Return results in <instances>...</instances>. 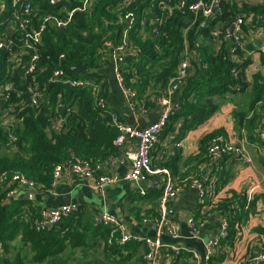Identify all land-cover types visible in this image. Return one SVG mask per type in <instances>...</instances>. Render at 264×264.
Masks as SVG:
<instances>
[{
	"label": "trees",
	"instance_id": "obj_1",
	"mask_svg": "<svg viewBox=\"0 0 264 264\" xmlns=\"http://www.w3.org/2000/svg\"><path fill=\"white\" fill-rule=\"evenodd\" d=\"M6 1L10 4L12 0ZM119 2L120 0H96L90 14L77 12L66 27H50L44 34L41 48L42 59H57L59 55L64 54L62 67L70 77L90 78L95 79L98 84L102 83V95L107 99L109 87L105 81L104 68L110 63L107 57L110 48L104 43L110 39L114 43H121L124 40L126 25L120 22L119 14L122 13L126 17L131 10L137 11V6L143 4L139 2L133 8H128L122 7ZM48 4L47 0L42 1L43 8L55 12L62 7L72 9L81 2L63 0L57 7ZM11 9L9 6L7 13ZM245 10L264 12V3L259 6H247ZM235 12H238L236 7L231 6L230 13ZM230 13L226 12V16L229 17ZM106 20L110 21L108 26L105 24ZM189 22L188 14L175 12L163 26L162 35L155 39H143L131 27L133 29L128 30L131 43L129 48L137 47L141 52L138 57L128 55L123 62L125 84L137 91L136 105L148 108L154 106L156 99L165 95L170 80L177 73L185 44H188L192 54L188 75L178 90L180 98L175 111L162 131L164 136H173L175 142L182 140L188 132L212 117L229 93L242 92L251 86L246 78V68L251 59L245 58L244 53L239 50L237 54L241 60L235 61L229 55L225 44L220 51L217 50L211 34L212 25L202 33L191 29L185 34ZM3 29L4 26H0V31ZM10 52V49L0 51V85L9 82L7 65L10 63ZM261 60L264 64V56ZM83 65L87 66L85 72L74 71V67ZM55 67L57 64L50 65L47 75L39 76L40 83L47 86L48 100L38 108L27 104V83L20 76V72L15 71V86L10 90L8 103L14 105L21 99H25V102L23 105L20 103L17 108L14 107L20 118V123L14 130L17 136L14 146L7 144L9 131L0 124V173H23L34 180L40 190L52 188L56 166L86 159L94 166L101 165L98 172L103 173L102 163L119 150L115 145L119 132L112 125L106 109L97 104L93 87H72L69 84L47 82L45 77L49 76ZM19 91L21 96L18 95ZM260 100H264V77L258 73L254 80L251 108ZM59 103L63 108H58ZM108 108L116 110L111 105H108ZM58 115L66 117L64 125L60 131H51V120ZM255 119L254 116L252 120ZM243 120H246L245 116H242L241 123ZM221 132L222 130H215L201 139V162H212L208 156V142L216 135H224L220 134ZM181 160V152L175 150L163 160L162 165L171 171L174 179H178L179 175L177 181L185 187L191 185L194 178H199L205 183L214 180V193L209 199L208 210H219L229 220L228 235L221 240L219 249L209 257L208 264H247L254 256L255 248L260 244L264 248L263 227L257 228L260 236L248 242L247 255L232 257L231 253L239 243L242 223L256 211V200L248 201L244 194L234 191L227 197L220 196L231 176L226 168H203L197 171L195 177H190L189 172L180 175ZM6 193L5 186L0 183V241L6 246L5 252L0 255V264H68L72 258L76 259L78 252L84 254V261L78 259L79 264H144L147 248L143 240L133 239L123 245L117 243L115 238L110 237L111 228L104 224H95L82 208L53 228L38 231L33 221L39 215L41 207H33L31 199L26 198L25 194L7 203ZM161 195L162 191L152 188L146 195L141 196V200H149L152 205L151 209L147 210L146 217L158 214ZM195 216L201 217L202 209L198 210ZM17 240L20 241V249L17 251L20 256L10 255L12 243ZM100 249L102 257L90 255L85 260L90 251ZM23 250H26V254L22 253ZM183 253L181 251L174 258V262L177 263L183 258L185 264H192Z\"/></svg>",
	"mask_w": 264,
	"mask_h": 264
},
{
	"label": "built area",
	"instance_id": "obj_2",
	"mask_svg": "<svg viewBox=\"0 0 264 264\" xmlns=\"http://www.w3.org/2000/svg\"><path fill=\"white\" fill-rule=\"evenodd\" d=\"M43 0H12L10 4L6 0H0V26L4 29L0 31V51L10 49V57L7 69L8 83L0 85V124L9 131L8 145L14 146L17 136L14 130L20 123L14 107L25 102L32 108H38L42 103L48 100L47 86L42 85L39 76L47 75L50 65L57 64V67L51 70L49 76L45 77L49 83H64L72 87L92 86L96 92L98 105L102 109H106L109 113L112 125L118 130L119 134L115 140L118 149H122L127 139L135 141L133 150L124 151L126 157L132 162L131 169L123 176L111 173H99L101 165L94 166L90 160L78 159L70 162L68 165H58L53 172L52 187L57 184L64 168H68L72 173L86 179L87 185L99 194L104 195L110 186L118 183L132 182L137 186L140 196L146 195V183L154 174H164L167 177L160 197L158 214L155 216L145 217L144 221L155 226L157 238L136 237L129 233L126 224L119 219L114 213L101 211L94 217L95 224H104L111 228L110 237L115 238L116 242L123 245L133 239L143 240L146 245V253L144 255V264H164L166 251L169 252L168 258L174 261L184 247L177 244H166L160 240L163 235H168L173 241L180 239L181 227L178 222L170 217V202L177 193L185 188L180 182H175L168 168L155 167L152 161V153L156 148L160 135L168 123L170 116L174 113L176 105L172 103L171 97L178 92L181 85L187 78L190 67V53L188 44H185L183 57L178 64L176 75L170 80L169 86L164 96L157 101L161 107L159 118L147 126L137 128L119 115V113L108 108V99L102 95L103 84L97 83L95 79L70 77L66 70L62 67L64 54L58 58L42 59L43 37L50 27H66L77 12H86L90 14L93 11L94 2L96 0H75L81 2L79 6L72 9L59 8L55 12H51L49 8H43ZM48 5L57 7L63 0H47ZM143 2L137 6L136 10H131L124 17L119 14L120 22L125 23L124 40L117 44L112 39L106 40L105 45L110 50L107 57L110 63L114 64L115 77L123 92L126 93L130 106L136 108L139 106L135 103L137 91L131 89L125 84L123 72V62L128 55L138 57L140 48L130 49L128 30L134 28L136 34L143 39L158 38L162 35V28L165 26L174 13L188 14L190 17L189 25L185 28V34L189 30L194 29L197 33L211 28V34L216 43V49L221 50L225 44L229 55L235 60L240 61L237 52L240 50L244 53V57L251 59V63L247 67L253 73L264 74V64L262 60H255V57L264 56V12L246 11L247 6L262 5L264 0H120L122 7L133 8L136 3ZM9 6L12 7L9 13ZM231 6H235L238 12L230 13ZM229 12V17L226 16ZM66 13L63 16L61 14ZM9 14L7 17L6 15ZM228 17V20H226ZM108 26L110 21L106 20ZM138 25V27H137ZM133 27V28H131ZM260 41L261 45H253L254 42ZM158 47V44L155 42ZM250 45H252L250 47ZM15 71L20 72V76L27 83V96L20 102L8 103L10 100V90L14 85ZM234 73L236 69L233 70ZM21 96V92H18ZM21 105V107H22ZM136 105V106H135ZM58 108H63L62 104H58ZM65 118L63 115L54 116L51 120V131H60L64 125ZM247 138H239L236 135L225 136L216 135L208 142V156L212 159V163L221 160L224 157L232 159H240L245 165L249 166L253 163L254 157L249 149ZM252 145V144H251ZM262 161H264V129L256 130V141L253 145ZM124 150V149H123ZM111 161V160H110ZM0 183L7 190L6 200H13L21 197L25 192H38L40 187L38 184L20 172L4 171L0 173ZM191 185L198 189L199 209H202V216L196 218L195 215L190 216L188 225L191 231V237L194 239L201 238V230L203 225L212 216L214 210H208V202L214 193V180L205 183L199 178L192 179ZM251 199H248L250 201ZM239 205V204H238ZM249 204L246 205L248 208ZM79 206L75 204H65L54 209L42 208L39 215L34 219L33 225L38 231L49 228L50 225H58L62 220L77 212ZM221 228L217 235L211 238L206 246L203 257L196 252L192 253L191 263L208 264L209 257L212 256L220 247V242L228 235L229 220L223 215ZM112 242V239L109 240ZM6 246L0 241V255L5 252ZM193 260V261H192ZM264 262V248L249 259L247 264H259Z\"/></svg>",
	"mask_w": 264,
	"mask_h": 264
},
{
	"label": "crops",
	"instance_id": "obj_3",
	"mask_svg": "<svg viewBox=\"0 0 264 264\" xmlns=\"http://www.w3.org/2000/svg\"><path fill=\"white\" fill-rule=\"evenodd\" d=\"M255 58L254 61L262 59V57L258 56ZM104 74L105 81L108 82L109 87V105L120 113L123 120L137 128H142L159 118L161 112V107L157 103L159 98L156 99L154 106H149L148 108L137 106L136 108H132L126 93L122 91L118 84L112 63L106 65ZM257 74L248 69L246 71V78L251 86L247 90L229 93L220 109L198 128L188 132L182 140L175 142L173 136H164L162 134L152 153L154 166L166 168L162 165L163 160L167 159L175 150L180 151L182 156L180 175L189 172L191 174L190 177H195L197 171L203 168L210 170L213 166H217L220 169L224 167L229 171L231 176L223 191L220 192V196L227 197L230 192L234 191L237 194H244L247 199L256 200V211L242 223V232L238 239L239 243L236 244L235 249H232V257H244L247 255L248 242L260 236L257 233L258 227L264 228V161L260 159L256 148L252 146L256 141V130L259 127L264 129V100H260L251 108L253 85ZM262 77H264V74ZM179 98L180 92L175 93L171 97L172 103L176 105ZM151 99L153 100L154 98ZM242 116L246 117L243 123H241ZM254 116L256 119L252 120ZM215 130H222L220 134H224L225 136L236 135L239 138L246 137L247 142L250 143V152L254 157L253 163L247 166L240 159H232L230 157H224L214 162L215 164L208 161L201 162L202 157L199 158L200 141L207 134ZM134 148L135 141L127 139L122 149H119L116 154L102 163V172L123 176L132 166V162L126 157L124 151L133 150ZM177 178L179 179V175ZM178 179H174L175 182L178 183ZM166 180L167 177L164 174L152 175L145 185L146 192L155 188V190L162 191L163 193ZM24 194L26 198L31 199L33 207H41L40 209H54L65 204L78 205L79 208L85 210V213L88 214L92 221H94L95 215L99 212L108 211L121 219L132 235L140 238H157L155 226L144 221L147 216L146 213H148L147 210L151 209L152 205L149 200L140 199L141 196L138 194L137 186L132 182L122 181L115 186H110L107 188L106 193L102 195L91 189L87 185L86 179L72 173L68 168H64L59 181L52 188L31 192L30 194L25 192ZM198 209V189L193 187V185H187L170 202V217L178 222L181 227L182 235L180 239L173 241L168 235L160 237L163 243L173 244L177 242L178 245L184 247L182 249L183 255L189 261H191L193 252L199 253L203 257L207 242L218 234L223 218L221 211L214 210L212 216L202 227L201 238L194 239L191 237L188 219L190 216L195 215ZM262 237L264 238V236ZM262 248L263 245L261 244L255 248L254 255L259 253ZM226 250L229 251V249ZM98 252L97 256L100 257L101 249ZM168 255L169 252L166 251L164 264H185L183 258H180L176 263L170 261ZM259 264H264V262Z\"/></svg>",
	"mask_w": 264,
	"mask_h": 264
},
{
	"label": "rangeland",
	"instance_id": "obj_4",
	"mask_svg": "<svg viewBox=\"0 0 264 264\" xmlns=\"http://www.w3.org/2000/svg\"><path fill=\"white\" fill-rule=\"evenodd\" d=\"M19 243H20L19 240H17V241H15V242L12 243L13 246L11 247V253H10V255H18V256H20V254H17L18 253L17 251L20 249V247H19L20 244ZM22 253L23 254H26V250H23ZM98 254H99L98 251L92 250V251H90L89 256L85 258V260H87L90 257V255H94V256L97 257ZM76 255H77L76 256V259L73 260V258H72L71 260L68 261V264H79L78 259H80L81 261H84V254L83 253L80 254L78 252ZM100 255H101L100 257H102V250H101V254Z\"/></svg>",
	"mask_w": 264,
	"mask_h": 264
},
{
	"label": "water",
	"instance_id": "obj_5",
	"mask_svg": "<svg viewBox=\"0 0 264 264\" xmlns=\"http://www.w3.org/2000/svg\"><path fill=\"white\" fill-rule=\"evenodd\" d=\"M254 45L259 46V45H261V42L260 41H257V42L254 43ZM112 67H114V64H112ZM86 70H87V66L86 65L79 66V67H74V71L76 73H82V72H85ZM27 194H30V192H27ZM6 202L9 203L10 201L9 200H6ZM49 228H53V225H50ZM256 255H258V253Z\"/></svg>",
	"mask_w": 264,
	"mask_h": 264
}]
</instances>
